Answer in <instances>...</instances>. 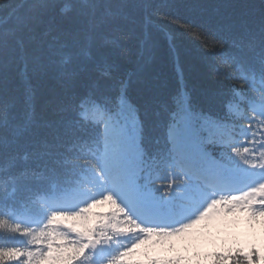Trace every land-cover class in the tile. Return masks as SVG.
Returning a JSON list of instances; mask_svg holds the SVG:
<instances>
[{"label":"snow or ice","instance_id":"obj_1","mask_svg":"<svg viewBox=\"0 0 264 264\" xmlns=\"http://www.w3.org/2000/svg\"><path fill=\"white\" fill-rule=\"evenodd\" d=\"M74 5L85 19L72 43L41 30L49 9L67 19ZM169 6L138 5L142 55L155 29L176 65L180 87L167 95L119 74L108 54L122 49L127 0H19L0 15V50L15 40L27 90L22 122L0 109V264H264V239L231 235L242 221L264 228V21L214 28L158 11ZM169 24L211 54L201 98ZM49 37L64 89L54 121L37 113L27 58Z\"/></svg>","mask_w":264,"mask_h":264},{"label":"trees","instance_id":"obj_2","mask_svg":"<svg viewBox=\"0 0 264 264\" xmlns=\"http://www.w3.org/2000/svg\"><path fill=\"white\" fill-rule=\"evenodd\" d=\"M18 2L19 0H5V4L0 5V15H7L16 8ZM156 2H166L170 5L158 9L160 13L175 17L178 21L204 23L214 28L256 29L264 21L262 0H156ZM127 3L128 7L125 9L127 19L121 22L124 32L122 49L111 50L108 53L118 66L119 74L131 75L134 82L138 78L146 77L153 82L159 92L165 95L176 92L180 84L167 40L162 32L153 29L157 47L142 55L140 40L143 37L145 13L138 7L140 0H127ZM23 11L21 9L20 13L22 14ZM69 16L70 18L66 19L56 10L49 9L44 16L46 23L41 26V30L50 26L53 30L52 36H58L59 42L72 43L85 18L80 15L75 5ZM49 21L50 25H48ZM157 23L163 24L166 21L160 19ZM168 27L179 34L177 44L187 87L193 96L201 98L209 86L211 54L203 52L199 42L185 34L180 27L172 24ZM49 42H52L51 37L44 43L38 40L30 44L27 48V58L29 76L36 92L37 113L43 119L54 121L57 119L56 111L63 99L64 89L57 77L55 67L48 64L47 43ZM22 70L23 60L19 48L14 39L9 40L0 50V109L7 112L13 124L22 122L27 107V90L20 76ZM141 91V86L134 83L132 95L139 97ZM247 227L248 224L245 229ZM255 229L264 231L260 225ZM255 229L248 228L249 231Z\"/></svg>","mask_w":264,"mask_h":264},{"label":"rangeland","instance_id":"obj_3","mask_svg":"<svg viewBox=\"0 0 264 264\" xmlns=\"http://www.w3.org/2000/svg\"><path fill=\"white\" fill-rule=\"evenodd\" d=\"M246 222H241L237 227L231 229V235L235 236L236 238L240 239L241 241L247 242V241H254L257 244L261 242L262 239H264L263 230L255 229L253 231H249L245 229Z\"/></svg>","mask_w":264,"mask_h":264}]
</instances>
